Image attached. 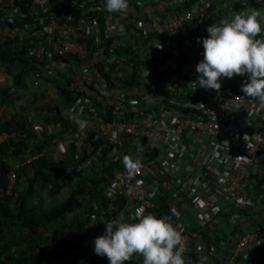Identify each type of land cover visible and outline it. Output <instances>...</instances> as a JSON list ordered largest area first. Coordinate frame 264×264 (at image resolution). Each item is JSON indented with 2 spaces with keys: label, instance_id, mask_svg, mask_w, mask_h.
Instances as JSON below:
<instances>
[{
  "label": "built area",
  "instance_id": "obj_1",
  "mask_svg": "<svg viewBox=\"0 0 264 264\" xmlns=\"http://www.w3.org/2000/svg\"><path fill=\"white\" fill-rule=\"evenodd\" d=\"M101 2L0 0V29L20 23L30 42L27 61L49 68L53 56L74 59L59 70L76 92L59 114L68 125L61 138L79 146L78 170L100 176L93 206L100 218L91 216L77 262L95 255L105 225L135 223L130 217L143 207L181 231L185 264H264V101L241 91L246 74L221 78L219 92L192 83L209 25L257 10L256 38L264 39V0H128L124 13H109ZM32 77L37 84L43 76L36 70ZM0 82L12 95L13 85ZM75 120L82 125L68 124ZM124 156L140 159L134 175ZM15 179L12 169L6 193ZM125 264H143V257L133 254Z\"/></svg>",
  "mask_w": 264,
  "mask_h": 264
},
{
  "label": "trees",
  "instance_id": "obj_2",
  "mask_svg": "<svg viewBox=\"0 0 264 264\" xmlns=\"http://www.w3.org/2000/svg\"><path fill=\"white\" fill-rule=\"evenodd\" d=\"M137 1L146 4L157 0ZM104 3H99V6L104 8ZM5 24L6 28L12 29L6 33L5 39L0 40V73L3 70L6 75L10 76L15 94L8 95V86H0L2 102L4 100L12 102L18 96L19 91L25 89L26 79L36 70L42 74L44 79L55 82L65 102L73 101L76 98V92L66 88V82L64 80L62 82L59 67L72 65L74 59L70 56H53L50 59L49 68H43V65L36 61H27L25 52L30 42L28 43L25 37L26 31L16 28L20 25L18 21L13 23L7 21ZM84 93L97 104H102L103 100L90 96L87 92ZM103 106L109 105L105 103ZM35 110L40 111V118L35 126L16 117L15 119L14 117L0 118V135L8 134L4 140L0 141V264H44L46 253L44 248H40V244L48 239L57 248L59 247L54 256L56 262L64 259L76 260L75 250L79 247V240L89 230V224L92 223L91 216L94 214L100 218L97 211L93 209L94 200L97 198L95 195L89 206L83 209V213H79L76 223L67 226V221H60L74 208L85 207L87 203L84 198L88 193L85 188L90 190L96 188V184L100 183V176H97V172L93 170L86 172L84 169L76 168V165L78 166L84 160L77 144L67 143L63 152H58L52 140V134L47 130L45 123L67 125L59 117V106L35 108ZM43 111L50 112L51 115L46 116ZM13 133L15 136H10ZM95 143L104 149L100 138ZM42 151L44 152L41 155L28 162L25 161L18 167H13L8 162L10 157H30L34 152ZM55 152L60 154L55 156ZM73 160L75 167L71 171L75 177L74 184L68 195L61 197L59 193L62 187L61 184L53 183L54 176L66 172ZM12 169L16 173V179L10 193H6L7 174ZM50 225L55 227L51 235L46 237L42 234V229ZM66 228H70L69 234L75 237V240L65 237ZM64 252L68 253L61 258ZM77 263L82 264V262Z\"/></svg>",
  "mask_w": 264,
  "mask_h": 264
},
{
  "label": "clouds",
  "instance_id": "obj_3",
  "mask_svg": "<svg viewBox=\"0 0 264 264\" xmlns=\"http://www.w3.org/2000/svg\"><path fill=\"white\" fill-rule=\"evenodd\" d=\"M104 7L109 13H124L129 4L128 0H105ZM260 16L259 11L250 10L207 27L208 37L202 39L203 60L195 66L198 76L193 87L219 92L221 78L246 74L249 79L242 83L241 91L264 101V39L256 38L262 32ZM14 94L15 88L10 96ZM123 164L129 175L142 167L140 159L130 156H124ZM144 213L140 207L130 217L135 223L114 220L105 225L104 234L94 240V253L106 256L109 264H125L133 254H140L143 264H185L181 231L165 218Z\"/></svg>",
  "mask_w": 264,
  "mask_h": 264
},
{
  "label": "crops",
  "instance_id": "obj_4",
  "mask_svg": "<svg viewBox=\"0 0 264 264\" xmlns=\"http://www.w3.org/2000/svg\"><path fill=\"white\" fill-rule=\"evenodd\" d=\"M5 31H6V27H3V28L0 29V40H2L3 34L5 33ZM59 70L61 71L62 67H59ZM0 77L4 81L11 82L10 76L6 75L5 73L4 74H0ZM62 82H63V77H62ZM32 84L34 86V85H39L40 83L34 84V82H33ZM0 86L1 87L3 86V84L1 82H0ZM29 86H30V83H29V80H28V81H26L25 89H23L24 91L23 90L19 91L18 96L15 99H13L12 102H8L7 100H4V102H2V97L0 95V118L1 119H3V118L8 119L10 117H14V119H15V117H16L17 119H20L22 121L23 120L26 121V123L29 124V125H34L35 126V125H37V123L39 121L40 111L39 110H35L33 108L29 109L30 106H32V104L35 105L34 106L35 108H41V109H44V107H47V106L48 107H50V106H59V110H60L59 114H61L63 112L62 108H64V104L66 102L63 100V97L60 95L59 90H57L58 88H57L55 82H52V85L47 86V87H45V85L42 86L40 84V86L35 88V86L33 87L31 85L32 88H33V92L34 93H33L32 97H31V99L29 98L30 102L27 99L28 98L27 96L28 95L30 96L29 91H28V88H30ZM51 92H54L56 96L58 95L60 97V101H58V103H56L55 101L52 100L53 97H52ZM46 99H48V100L50 99V102L52 104L50 105V104L42 103V101H46ZM61 110H62V112H61ZM25 111H26V113H25ZM16 113H18V114H16ZM43 113L46 116H48V115L50 116L51 115L50 112L43 111ZM45 124H46L47 130L52 134L51 135L52 136V140H53V142H55V144H56V146L58 148V152L59 151L62 152V150L64 148H66L65 142L61 138V136H62V127H64V126H61L60 123L52 124V123L46 122ZM68 124H72L73 128H76V127H79V126L82 125L80 120H75V121H72V122L68 121ZM4 134H7V133H4ZM0 137H1V135H0ZM0 141H2L1 138H0ZM77 208H81V207L79 206V207L74 208L72 212H70L67 215H65L63 218L60 219V221H63V222L67 221V226L70 225V224L73 225L74 223H76L77 222V218H78L77 216H79V213H80ZM54 225H50V226L44 227V228H47V230H44V228H43L42 229V234H44V236H46V237H49L51 235L52 231H53V228L55 227ZM75 226H76L75 228H77V225H75ZM69 229L70 228H66L65 229L64 233H67V234H65V237L67 239L75 240V237H73V236H71L69 234L70 233ZM40 248H44V251L46 253V259L44 261V264H73V263L78 264L75 260L69 261L67 259L66 260L64 259L62 261L56 262L54 260V256L56 254V251L59 250V247L57 248V246H55V244L49 239L47 241H43L40 244ZM104 257L105 256H98V255L95 254L92 257L88 258V260L83 262L82 264H97V262L103 261Z\"/></svg>",
  "mask_w": 264,
  "mask_h": 264
},
{
  "label": "rangeland",
  "instance_id": "obj_5",
  "mask_svg": "<svg viewBox=\"0 0 264 264\" xmlns=\"http://www.w3.org/2000/svg\"><path fill=\"white\" fill-rule=\"evenodd\" d=\"M0 74H4V71L2 70V72L0 73ZM29 80V83H30V88H28V91H29V94H30V96L28 95L27 97V99H28V101L30 102V100H29V98L31 99V97H32V95H33V88H32V86H33V82L35 81L34 80V78L32 77V76H30V77H28L27 79H26V81H28ZM31 80V81H30ZM32 80H33V82H32ZM52 82L53 81H48V80H46V79H43L42 77H40L38 80H37V83H40L42 86H44L45 85V87H47V86H50V85H52ZM35 84V83H34ZM40 84L39 85H34L35 86V88L36 87H38V86H40ZM32 85V86H31ZM33 86V87H34ZM24 91V90H23ZM51 94H52V100L53 101H55L56 103H58V101H60V97L57 95H55V93L54 92H51ZM27 95V94H26ZM41 101V100H40ZM42 103H46V104H52L51 102H50V99L48 100V99H46V101H42ZM55 105V104H54ZM33 106V107H32ZM32 106H30V108L29 109H35V105L34 104H32ZM63 106V105H62ZM48 107V106H47ZM47 107H44V108H47ZM51 107V106H50ZM19 113V112H18ZM18 113H16V114H18ZM25 113H26V111H25ZM2 140H4V135L3 134H1V137H0ZM60 152V151H59ZM60 153H56L55 152V156H58ZM53 157V156H52ZM27 157L26 156H20V157H17V158H15V157H10L9 159H8V162L13 166V167H18V166H20V165H22L24 162H25V159H26ZM74 160L72 161V162H70V167L67 169V171L66 172H63V173H61V174H58V175H56V176H54V180H53V183H55V184H61V187H62V189L60 190V193H59V195L62 197V196H66V195H68V193H69V190L71 189V187H73V182H74V180H75V177H74V175H73V173H72V171H71V169H73V167H75V164H74ZM81 165V164H80ZM79 165V166H80ZM24 179V178H23ZM22 179V182L24 183V180ZM92 184V183H91ZM44 189V188H43ZM45 189H46V187H45ZM94 191H93V190ZM91 190L90 189H88V188H85V190H87L88 191V193L87 194H85V198H84V201L87 203L86 205H85V207H81V208H77L78 209V211L80 212V214L81 213H83L82 211H83V209L84 208H87L88 206H89V204L92 202V200H93V197L95 196V195H99V193H100V189L98 188V185L96 184V188H92ZM40 190H42V189H40ZM44 230H47V228H44ZM93 256V255H92Z\"/></svg>",
  "mask_w": 264,
  "mask_h": 264
}]
</instances>
